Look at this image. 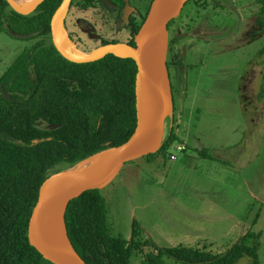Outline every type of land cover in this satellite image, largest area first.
<instances>
[{
    "label": "trees",
    "instance_id": "obj_1",
    "mask_svg": "<svg viewBox=\"0 0 264 264\" xmlns=\"http://www.w3.org/2000/svg\"><path fill=\"white\" fill-rule=\"evenodd\" d=\"M61 2L45 0L24 15L0 0V30L33 40L0 76V264H54L28 234L42 184L55 172L125 143L137 127L136 61L115 54L88 63L65 58L53 43L51 28ZM259 3L257 21L263 23L264 0ZM43 122L50 127L43 128ZM176 139L175 130L166 129L156 154L166 153ZM66 225L87 264H133L134 253L154 244L141 238L137 220L130 239L113 234L99 189L70 202ZM261 236L250 229L224 254L207 245L154 246L143 260L165 264L163 257L173 255L185 264H237L249 256L252 264H263Z\"/></svg>",
    "mask_w": 264,
    "mask_h": 264
},
{
    "label": "rangeland",
    "instance_id": "obj_2",
    "mask_svg": "<svg viewBox=\"0 0 264 264\" xmlns=\"http://www.w3.org/2000/svg\"><path fill=\"white\" fill-rule=\"evenodd\" d=\"M217 1L225 28L220 42L224 50L211 58L213 76L200 79L207 84L206 92L193 102L188 97L182 106L196 108L193 118L185 113L186 121L181 122L177 139L166 153L127 162L111 183L99 189L107 201L113 234L130 239L137 220L141 238L154 243L134 253L133 264H146L143 255L154 246L207 245L214 253L224 254L250 229L262 232L259 261L264 264V30L255 22L261 5L259 0ZM147 2L133 0L142 9ZM191 9L189 2L184 14ZM250 10L254 17L245 25L251 28L256 23L255 31L249 32L252 42L235 48L240 43L233 33L239 18ZM211 29L215 30L209 25ZM32 43L10 30H0V76ZM241 44H247V39ZM250 61L255 64L254 85L249 75L245 97H238L236 81ZM174 94L177 98V89ZM186 116L191 119L187 121ZM41 126L50 127L46 122ZM183 142L187 148L177 149ZM163 260L185 264L173 255ZM237 264H252V260L244 256Z\"/></svg>",
    "mask_w": 264,
    "mask_h": 264
},
{
    "label": "water",
    "instance_id": "obj_3",
    "mask_svg": "<svg viewBox=\"0 0 264 264\" xmlns=\"http://www.w3.org/2000/svg\"><path fill=\"white\" fill-rule=\"evenodd\" d=\"M44 1L30 0L27 4H21L17 0H7L15 11L24 15L34 12ZM71 2L72 0H63L52 17L54 45L65 58L76 63L94 62L108 54L133 58L138 66L136 77L138 122L128 141L91 156L103 154L91 168L72 172L71 169L81 161L70 168L51 174L42 184L38 202L30 218L28 234L30 243L54 264H87L73 246L68 234L66 212L70 202L88 190L106 187L127 162L155 154L161 149L166 133V121L173 113V93L167 64L168 24L180 15L187 0H153L147 17L136 34V46L123 42L113 43L90 52L78 49L67 34L65 19ZM64 37L71 41L76 52L68 50L63 45ZM59 222L64 225L65 237L73 251L70 256L61 254L58 249H52L48 244L47 233Z\"/></svg>",
    "mask_w": 264,
    "mask_h": 264
},
{
    "label": "flooded vegetation",
    "instance_id": "obj_4",
    "mask_svg": "<svg viewBox=\"0 0 264 264\" xmlns=\"http://www.w3.org/2000/svg\"><path fill=\"white\" fill-rule=\"evenodd\" d=\"M110 1L72 0L65 19V27L69 38L78 49L90 52L106 44L121 42L136 46L135 38L138 33L136 28L142 26L153 0H148L143 9L136 6L133 0ZM208 1L187 0L185 6L187 3L192 2L193 9L184 14V6L180 15L168 24L169 51L167 64L173 93V113L167 119V123L168 128L174 129L175 132L181 126V122L186 121L185 113L192 115L193 118V112H196V108L191 106L186 110L182 106L189 99L188 97H193V102L194 97H200L206 92L207 84L205 80L201 81L200 79L201 77L213 76L210 70L211 58L224 50L222 45L224 35H222V32L225 28L223 19L219 16L221 4L217 0H210V4ZM78 12L81 14L78 15ZM250 13L251 10L247 15L242 16V19L239 18L238 24L236 23L237 30L233 34L240 44L235 48L251 44L252 39L249 37V32L255 31V22L258 23L260 31L264 30V22L260 23L257 19L252 23L251 28L246 27L245 22L249 26L250 19L254 17ZM205 20L209 21L208 24L205 23ZM209 25L214 27L215 30L211 29L209 31ZM239 27H241V30ZM183 28L186 29L183 30ZM245 39H247V44H241ZM220 42L222 43L220 44ZM198 43L199 46H197ZM248 65V69L243 70L236 81L238 97H245L243 93V90H245L244 84H246L249 75H251L250 81L254 85V61H250ZM183 80L184 83H182ZM192 88H194V93L190 94ZM176 89L179 94L177 98H174ZM186 117L187 121L191 119L188 116Z\"/></svg>",
    "mask_w": 264,
    "mask_h": 264
},
{
    "label": "bare ground",
    "instance_id": "obj_5",
    "mask_svg": "<svg viewBox=\"0 0 264 264\" xmlns=\"http://www.w3.org/2000/svg\"><path fill=\"white\" fill-rule=\"evenodd\" d=\"M17 2L21 4H27L30 2V0H17ZM63 45L71 51L76 52L77 50L73 46V44L67 39V37H64L63 39ZM103 157V154L91 157L87 160L82 161L78 165L74 166L71 171L72 172H80L83 170H87L94 166L101 158ZM48 244L52 249H58L59 252L65 256H70L73 251L68 243V239L65 237V229L62 222H59L57 225H55L52 229H50L47 233ZM66 242H65V241Z\"/></svg>",
    "mask_w": 264,
    "mask_h": 264
},
{
    "label": "crops",
    "instance_id": "obj_6",
    "mask_svg": "<svg viewBox=\"0 0 264 264\" xmlns=\"http://www.w3.org/2000/svg\"><path fill=\"white\" fill-rule=\"evenodd\" d=\"M178 146H184V148H183V149H179ZM178 146H177V149H179V150H185V149L187 148V143H184V142H183L182 144H180V145H178ZM176 157H177V156H176Z\"/></svg>",
    "mask_w": 264,
    "mask_h": 264
},
{
    "label": "built area",
    "instance_id": "obj_7",
    "mask_svg": "<svg viewBox=\"0 0 264 264\" xmlns=\"http://www.w3.org/2000/svg\"><path fill=\"white\" fill-rule=\"evenodd\" d=\"M178 148H179V149H183V148H184V146H178Z\"/></svg>",
    "mask_w": 264,
    "mask_h": 264
}]
</instances>
